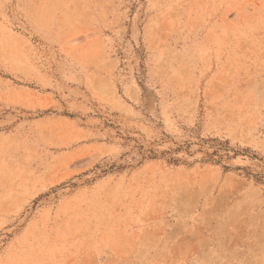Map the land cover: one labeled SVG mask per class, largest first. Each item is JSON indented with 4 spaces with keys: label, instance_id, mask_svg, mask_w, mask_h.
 I'll use <instances>...</instances> for the list:
<instances>
[{
    "label": "rangeland",
    "instance_id": "rangeland-1",
    "mask_svg": "<svg viewBox=\"0 0 264 264\" xmlns=\"http://www.w3.org/2000/svg\"><path fill=\"white\" fill-rule=\"evenodd\" d=\"M0 264H264V0H0Z\"/></svg>",
    "mask_w": 264,
    "mask_h": 264
}]
</instances>
